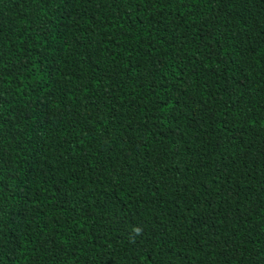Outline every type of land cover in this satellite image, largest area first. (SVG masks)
<instances>
[{
  "label": "trees",
  "instance_id": "trees-1",
  "mask_svg": "<svg viewBox=\"0 0 264 264\" xmlns=\"http://www.w3.org/2000/svg\"><path fill=\"white\" fill-rule=\"evenodd\" d=\"M0 264H264V0H0Z\"/></svg>",
  "mask_w": 264,
  "mask_h": 264
}]
</instances>
